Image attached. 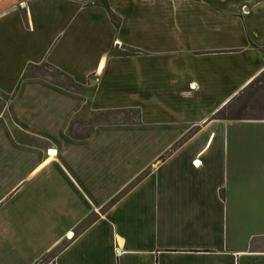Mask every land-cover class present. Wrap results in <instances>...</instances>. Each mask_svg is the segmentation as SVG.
Segmentation results:
<instances>
[{
    "label": "crops",
    "instance_id": "0c3cea01",
    "mask_svg": "<svg viewBox=\"0 0 264 264\" xmlns=\"http://www.w3.org/2000/svg\"><path fill=\"white\" fill-rule=\"evenodd\" d=\"M263 71L264 0H0V264H264Z\"/></svg>",
    "mask_w": 264,
    "mask_h": 264
},
{
    "label": "rangeland",
    "instance_id": "374dc122",
    "mask_svg": "<svg viewBox=\"0 0 264 264\" xmlns=\"http://www.w3.org/2000/svg\"><path fill=\"white\" fill-rule=\"evenodd\" d=\"M104 1V0H100ZM28 74L32 75H41L49 78L51 81L55 83H59L64 86L75 87L76 89L84 90L79 84L74 82V80L67 74L63 73L58 68L43 63L40 65H33L29 68ZM262 88L253 87L249 92H247L242 100L236 101V106H239L242 103H247V108L245 109V114H253V115H262L264 114V82L260 85ZM91 89V88H90ZM87 90L89 88L87 87ZM114 115H108V119H111ZM133 117L131 112H126L125 115L122 116L125 120H131ZM70 237V236H68Z\"/></svg>",
    "mask_w": 264,
    "mask_h": 264
},
{
    "label": "trees",
    "instance_id": "16d2710c",
    "mask_svg": "<svg viewBox=\"0 0 264 264\" xmlns=\"http://www.w3.org/2000/svg\"><path fill=\"white\" fill-rule=\"evenodd\" d=\"M115 21H117L116 17L113 15ZM264 82V71L259 74L254 80L239 94H237L231 101H229L218 113L217 117L223 119H264V114L262 115H251L245 114V109L247 108V103H242L239 106H236V101L242 100L243 96L249 92L253 87H260Z\"/></svg>",
    "mask_w": 264,
    "mask_h": 264
},
{
    "label": "bare ground",
    "instance_id": "6f19581e",
    "mask_svg": "<svg viewBox=\"0 0 264 264\" xmlns=\"http://www.w3.org/2000/svg\"><path fill=\"white\" fill-rule=\"evenodd\" d=\"M54 153H55V152L52 150V151H51V154H54ZM54 155H55V154H54ZM197 163H200V162L198 161Z\"/></svg>",
    "mask_w": 264,
    "mask_h": 264
},
{
    "label": "built area",
    "instance_id": "2783aa9c",
    "mask_svg": "<svg viewBox=\"0 0 264 264\" xmlns=\"http://www.w3.org/2000/svg\"><path fill=\"white\" fill-rule=\"evenodd\" d=\"M197 161H198V160H195L194 163L197 164Z\"/></svg>",
    "mask_w": 264,
    "mask_h": 264
}]
</instances>
